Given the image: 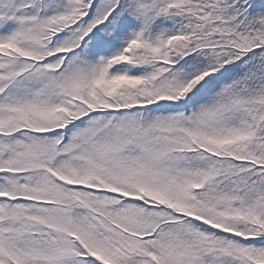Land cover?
I'll use <instances>...</instances> for the list:
<instances>
[{
  "label": "snow or ice",
  "instance_id": "1",
  "mask_svg": "<svg viewBox=\"0 0 264 264\" xmlns=\"http://www.w3.org/2000/svg\"><path fill=\"white\" fill-rule=\"evenodd\" d=\"M0 264H264V0H0Z\"/></svg>",
  "mask_w": 264,
  "mask_h": 264
}]
</instances>
